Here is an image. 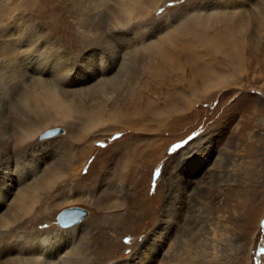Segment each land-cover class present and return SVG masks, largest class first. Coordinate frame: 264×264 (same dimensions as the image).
<instances>
[{
    "label": "rangeland",
    "instance_id": "rangeland-1",
    "mask_svg": "<svg viewBox=\"0 0 264 264\" xmlns=\"http://www.w3.org/2000/svg\"><path fill=\"white\" fill-rule=\"evenodd\" d=\"M124 1L0 0V185L11 181L6 171L14 183L7 203L49 166L63 164L67 175L30 189V214L1 204L0 215L10 208L16 219L1 226L0 264L59 253H72L67 264H264V0H139L132 18ZM126 39L129 48L116 47ZM109 47L131 51L128 72L84 99L62 93L75 104L72 117L23 103L25 52L62 60L71 81L60 86L74 89L95 81L74 77L102 59L117 72L124 54ZM207 64L212 81L231 83L204 94ZM138 97L142 107L133 106ZM96 101L106 110L88 132L81 111ZM29 125L40 130L18 142ZM55 127L66 132L40 139ZM75 205L88 213L63 229L56 216ZM57 234V254H42L41 239Z\"/></svg>",
    "mask_w": 264,
    "mask_h": 264
},
{
    "label": "bare ground",
    "instance_id": "bare-ground-1",
    "mask_svg": "<svg viewBox=\"0 0 264 264\" xmlns=\"http://www.w3.org/2000/svg\"><path fill=\"white\" fill-rule=\"evenodd\" d=\"M140 6V1L139 0H126L124 1L123 4V12L127 13V16L132 18V12H134L135 7ZM217 16V15H216ZM25 32L20 31L18 40L19 42L24 41L25 37ZM17 39V38H16ZM15 39V40H16ZM27 39H25L26 41ZM131 41L130 40H123L121 43H119L116 47H122V48H129L128 46H131ZM146 50L150 54H153L157 50H159L158 44L155 42L148 44L145 46ZM28 50V49H27ZM26 50V51H27ZM109 53H111L114 57L123 56V60L119 66V69L117 72L110 74L112 67H113V62H108L107 60H101V65L99 64L98 68L96 66H87L86 72L83 74H80L74 79H76L75 82L78 84L81 82H84L86 80L90 79H95V81L91 84H86L83 86H80L78 88L74 89H63L61 88V84L64 83H69L71 80L68 78L69 71L67 70L66 66L62 64V60L60 59H45L43 57H38V55L35 53V51H30V52H25L24 56L22 57V62L26 66L25 71H21L20 75L23 78L21 83L22 92H21V99L23 103L35 110L38 109L42 111L44 107L46 109H53V111L56 113L58 118L60 120L67 119L69 117H72L74 115V106L75 104L70 103V99H64L62 97V93H66L67 96H72V100L77 99L79 97L85 98L86 95L92 96L97 93L99 90H103L104 88L114 86V85H119L121 80L120 76L126 75L125 72H128L127 70V62L129 61L127 58H132L130 55V50H125L123 54L120 53V50H116L114 52L112 49L109 47ZM45 51V50H43ZM48 53V52H47ZM230 54V53H229ZM42 55V53H41ZM129 56V57H128ZM128 60V61H127ZM230 61V60H228ZM235 61V60H234ZM239 61V60H238ZM237 62V61H236ZM210 63V62H209ZM217 63V62H216ZM230 63V62H229ZM233 61H232V66H233ZM213 65V63H211ZM215 64V63H214ZM209 64L205 65L204 67L200 68L203 70V73H201L199 76L203 80H208L210 81V84L208 85V88L203 91L204 94L209 93L212 90H221L224 89V87H227L231 82L229 78H219L217 80L212 81V76L214 75V69L210 66ZM214 66V65H213ZM24 67V66H23ZM209 68H212V70H208ZM199 69V70H200ZM205 70V71H204ZM36 73L37 75H32L31 73ZM156 72V71H155ZM53 75V78H46L47 75ZM159 76V75H158ZM29 77L30 81L28 83L25 82L24 78ZM73 82V81H72ZM19 83V82H18ZM191 88L195 89L196 84H194ZM136 88L131 89L132 91L135 90ZM95 92V93H94ZM137 93V92H136ZM139 96V95H138ZM134 102V103H133ZM133 106H136L137 104L142 107V103L138 97L137 101H133ZM21 103V102H20ZM182 102H179L178 104H181ZM136 104V105H134ZM187 106L191 105V102L186 103ZM30 109V110H31ZM45 109V110H46ZM85 109V108H83ZM32 110V111H33ZM44 110V109H43ZM82 110V109H81ZM106 110L105 105L103 102L96 101L91 107L86 108L85 110L81 111V113H85L86 116H84V122H86V131L92 130L95 126L100 124L102 122V114ZM43 112V111H42ZM80 113V115H81ZM83 125V124H81ZM30 126V125H29ZM76 128V127H75ZM40 129H37L33 125L28 127L27 129H24L21 131V133L18 136V142H22L24 140L32 138ZM77 130V129H76ZM66 132V129H65ZM42 134V130L39 132L38 135ZM59 134L55 135L58 136ZM40 137V136H39ZM54 137V136H53ZM43 157V156H42ZM35 166L36 163H33L31 167L26 171L28 172H34L35 171ZM62 168H64V165L62 164L61 166L54 167V166H49L48 168H45L40 175H38L34 181V185L28 186L25 188H22L18 192L14 193L15 197L10 200V202L7 203V199L9 196L13 193V179L9 177V171L5 172L4 175V180L9 179L11 180L10 182L3 181L4 183L0 185V206L3 203H7L13 212L16 214L17 210L26 212L28 214L32 213L33 211V206L29 205H23V202L29 200L31 198V195H35L33 190H38L42 188H50L54 187V184L60 180L63 179L65 176H67L64 172H62ZM76 171V170H75ZM11 172V171H10ZM12 174V173H11ZM24 174V173H23ZM33 189V190H30ZM43 190V189H42ZM10 208L5 211V213L0 215V229L2 227H10L11 224H14L13 219H16V216L14 217L13 214L10 216L13 217V219L7 218V214L9 215L8 212H10ZM48 216V215H47ZM57 219V216H56ZM83 220V219H82ZM57 222V221H56ZM79 222H76L70 226H63L59 222H57L58 225L63 227V229H67L68 227L74 226ZM4 230V229H3ZM6 233L3 231H0V248L4 246V242H7L4 238L6 237ZM58 235H54L52 237H46L41 239V244H42V254L46 253V255L50 254H57V251L59 250L58 248L55 247V245L59 242ZM14 240H16V237H13ZM59 244V243H58ZM9 249H19V250H24L26 248V243H10L9 246H11ZM41 246V245H40ZM5 247V246H4ZM2 252V249L0 250ZM68 252V251H67ZM72 253H65L64 255H61L60 253L55 256L54 259L51 258H42L40 259L37 255L32 256L34 258H25V257H20V256H13L12 258H9L7 261H4L2 264H67V262L71 259ZM60 259V262L58 261Z\"/></svg>",
    "mask_w": 264,
    "mask_h": 264
},
{
    "label": "water",
    "instance_id": "water-1",
    "mask_svg": "<svg viewBox=\"0 0 264 264\" xmlns=\"http://www.w3.org/2000/svg\"><path fill=\"white\" fill-rule=\"evenodd\" d=\"M65 132L63 127H55L48 129L46 132L40 135V139L52 137L54 135ZM88 213V209L84 206H70L61 209L57 214V222L63 226H70L76 222H79Z\"/></svg>",
    "mask_w": 264,
    "mask_h": 264
},
{
    "label": "snow or ice",
    "instance_id": "snow-or-ice-1",
    "mask_svg": "<svg viewBox=\"0 0 264 264\" xmlns=\"http://www.w3.org/2000/svg\"><path fill=\"white\" fill-rule=\"evenodd\" d=\"M161 11L163 12V9H161Z\"/></svg>",
    "mask_w": 264,
    "mask_h": 264
}]
</instances>
